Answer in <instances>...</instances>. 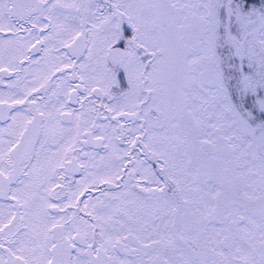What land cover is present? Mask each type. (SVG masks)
<instances>
[{"label":"snow or ice","instance_id":"6c2138e0","mask_svg":"<svg viewBox=\"0 0 264 264\" xmlns=\"http://www.w3.org/2000/svg\"><path fill=\"white\" fill-rule=\"evenodd\" d=\"M0 264H264V0H0Z\"/></svg>","mask_w":264,"mask_h":264},{"label":"flooded vegetation","instance_id":"af4514ba","mask_svg":"<svg viewBox=\"0 0 264 264\" xmlns=\"http://www.w3.org/2000/svg\"><path fill=\"white\" fill-rule=\"evenodd\" d=\"M77 178H79V177H77Z\"/></svg>","mask_w":264,"mask_h":264}]
</instances>
